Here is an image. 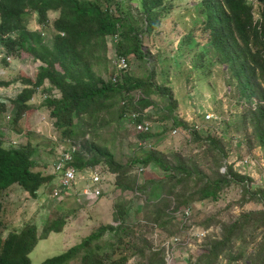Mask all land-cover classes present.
Masks as SVG:
<instances>
[{"label":"rangeland","instance_id":"obj_1","mask_svg":"<svg viewBox=\"0 0 264 264\" xmlns=\"http://www.w3.org/2000/svg\"><path fill=\"white\" fill-rule=\"evenodd\" d=\"M248 1L254 5L257 18L261 10L259 0ZM117 2L122 13L137 26L145 51L144 59L132 55L128 71L125 73L118 70L119 76L124 73L139 78L151 76L153 83L167 89L165 93L160 91L150 96L156 104L145 111L152 123V132L148 135L151 148L139 145L144 139H138L137 130L128 116L118 117L124 96L113 99L115 106L111 111H102V120L96 125L81 126L77 129L75 138L64 136L54 125L50 109L45 103L46 97L53 92L48 80L37 89L30 101L36 110L16 123L17 110L13 100L26 86L24 76L32 77L33 80L36 78L40 62L26 52L21 51L17 56L8 53L5 43L0 41V79L11 81L9 86L0 87V101L5 104L4 110L0 111V137L6 147H19L30 141L36 147L34 158L37 164L34 170L54 175L50 183L42 186L38 196L30 194L19 184L4 191L1 214L3 235L20 231L27 225H35L41 235L45 226L52 224L54 220L65 221L61 232H50L30 253L34 264H40L46 258L79 244L108 224L114 227L126 226L131 233L122 234L120 238L115 232L108 230L94 242L93 248L100 252H113V257L126 255L129 257L126 264H160L162 257L165 264H196L205 251L207 239L213 235H222V223L237 219L243 212L264 209V199L260 198V194L256 196V191H264V146L255 143L251 147L248 134L252 133V127L241 129L232 122L235 104L241 100L250 104L240 98L236 81L228 66L217 62L208 35L200 25L204 18L198 13L201 0H164L160 8L163 14L155 30L150 33L143 31L146 26L142 16L143 0ZM58 15V12L50 11L43 26L34 13L29 18L28 28L32 31L42 30L44 43L50 44L56 33L53 23ZM11 37L18 36L13 33ZM112 38L109 39L110 60L114 59V42L119 41V37ZM112 64L113 60L108 70L101 73L105 79L109 80L114 76L115 68ZM145 95L142 90L135 89L127 97L136 96L135 100H138ZM172 113L189 123L188 125L204 124L207 120L203 118L207 113L222 116L223 121L218 131L214 129L217 145L208 139L209 134L214 136L213 132L205 129L190 137L183 133L174 134ZM90 142L111 151L116 161L127 169H123L127 173L122 174V180H131L134 186L128 189L118 186V174L110 170L109 164L102 157L95 165L79 168L76 183L62 196L54 195L53 189L58 183L54 165L60 153L75 145L77 152L90 158L97 152L90 147ZM152 148L161 152L171 165L182 163L189 168L197 167L210 177H216L217 165L221 166L219 172L223 173V167L227 168L224 162L228 161V165L238 163L234 167L250 176L251 190L247 192L242 184L232 182L221 190L217 198L208 197L190 202L192 213L189 216L183 212L175 215L174 208L187 205H180L179 199L174 194L169 195L167 191L175 183V180L166 178L172 172L155 164L142 172L137 171L143 164L138 158L148 150H153ZM227 154L228 157L224 159ZM96 170L106 179L99 185L101 194L90 198L84 194V189L90 185L91 174ZM164 179H168L166 190L159 199L152 197V184ZM195 181L193 179L191 185ZM178 188H183V185ZM125 206L128 213L122 223L118 216L121 207ZM198 233L203 235L198 236ZM256 233L258 241L262 230L257 229ZM174 237H178L180 243L172 244L171 239ZM257 241L240 247L244 242L238 239L234 249H244L248 255ZM158 249L162 251V257L154 256L153 251ZM81 256L82 253L68 264H82ZM247 261H250L248 256H243L235 263L246 264ZM217 264L228 262L226 258L220 257Z\"/></svg>","mask_w":264,"mask_h":264},{"label":"trees","instance_id":"obj_2","mask_svg":"<svg viewBox=\"0 0 264 264\" xmlns=\"http://www.w3.org/2000/svg\"><path fill=\"white\" fill-rule=\"evenodd\" d=\"M163 2L164 0H143L142 16L146 22L144 32L155 30L163 14L160 10ZM259 2L261 10L257 14L258 18H255L254 5L248 0H201L198 9V13L204 17L199 20L201 28L208 35L217 62L228 66L236 81L240 98L250 104L239 100L240 103L235 104L232 109L235 113L232 122L241 129L252 127V133L248 134L251 147L255 146V143L264 146V0ZM50 11H56L59 15L53 23L56 33L51 43L45 44L42 30H30L28 21L30 16L36 13L39 23L45 26ZM13 33L18 37H11ZM114 36H118L119 41L114 42L113 58L123 55L129 65L132 55L144 59L143 38L137 26L122 13L117 0H0V41L5 43L8 53L17 56L21 51L26 52L40 62L36 78L33 80L32 77L24 76L26 86L13 100L17 110L15 122L36 110L30 101L37 89L47 80L53 92L46 97V106L50 109L54 125L64 136L70 138L77 137V129L81 126L96 125L100 122L102 111H111L115 106L113 99L116 97L124 96L120 112L117 113L118 117L122 118H126L132 111L143 112L148 107L155 106L156 103H153L150 96L160 91L165 93L167 89L153 83L151 76L139 78L125 74L127 70L125 75H120L117 81H114L112 77L108 80L101 74L108 70L113 60L109 59L108 52L111 46L110 38ZM10 84L11 81L0 79V87ZM135 89L145 92V97L138 100H135L136 96L127 97V94ZM4 108V102L0 101V111ZM172 116L174 128L183 130L188 127L189 123L182 118L174 113ZM214 122L205 130L213 132L214 136L209 134L208 139L217 145L218 140L215 139L214 133L217 129L212 126ZM137 134L138 139H149L150 133L137 130ZM90 144V147L97 151L95 155L85 158L75 150L73 164L78 169H84L99 163L103 157L110 170L118 174L116 184L123 189L132 188L133 181L122 180V174L127 173V169L116 161L114 154L93 142ZM35 153L36 147L30 141L19 147H6L0 137V264H34L30 253L38 242L47 238L50 232H61L65 223L64 219H56L52 224L45 226L41 235L35 225H27L20 231L3 235L1 214L4 191L14 184H19L30 194L38 196L42 186L54 179V175L34 170L37 164ZM227 157L228 154L224 159ZM138 161L143 162L140 167L144 169L155 164L172 172L166 178L175 180V183L167 191L169 195L174 194L179 199L180 205H187L174 208L175 215L191 207L189 203L193 200L217 198L221 190L232 182L242 184L247 192L251 190L250 176L238 171L234 164L228 165L224 174L219 172L221 166L217 165L216 177H210L200 172L197 167L189 168L182 163L171 165L164 155L155 149L148 150ZM137 171L139 172V168ZM191 179H196L194 185H191ZM167 181L164 179L152 184V197H161L166 190ZM181 185L183 188H178ZM258 194L264 199V191H256V196ZM127 213V206L121 207L118 218L122 223ZM222 225L221 236L207 237L205 251L199 256L196 264H217L220 257L226 258L228 264H238L235 263L236 260L243 256H248L250 260L246 264H264V209L243 212L237 219ZM257 229L262 230L258 241ZM108 230H112L120 238L122 234L131 233L129 228L123 225L102 226L79 244L46 258L40 264H68L81 253L82 264H126L129 260L126 255L113 257V252H100L93 248L94 242ZM238 239L244 242L240 247L246 243H257L247 255L244 249H234ZM153 252L155 257H162L160 249ZM160 264H165L163 257L160 258Z\"/></svg>","mask_w":264,"mask_h":264},{"label":"built area","instance_id":"obj_3","mask_svg":"<svg viewBox=\"0 0 264 264\" xmlns=\"http://www.w3.org/2000/svg\"><path fill=\"white\" fill-rule=\"evenodd\" d=\"M258 18V17H257ZM118 36H115L117 39ZM113 67L115 68V73L113 76V80L117 81L119 78V71L125 72L129 69V62L127 58L123 55H119L118 57L113 59ZM219 114L215 113H207L205 115V120H207L204 124H190L186 129H181L179 127H175L173 130L174 134L183 133L185 136L190 137L193 133H195L197 130L200 131L202 129H206L209 127L213 121L214 125H212L215 129L219 128V125L222 121V116H218ZM127 117V116H126ZM129 120L135 128L142 132V133H151L152 132V123L149 119L148 112H140V111H132L129 115ZM148 139H144L139 143L140 146H143L144 148H151L152 144L150 143ZM76 146L73 145L71 148H67L64 151H62L55 162L54 169L55 173L58 175V183L53 189V193L56 196H62L66 190L70 189L77 181V175L79 172V169L73 164L74 161V152L76 150ZM247 161V160H246ZM238 163H235L234 166H236ZM224 165H227V168L223 167V171L226 172L228 169V161L224 162ZM236 168V167H235ZM144 171L143 167H139V172ZM106 177L104 175H101V173L96 170V172H93L90 177V185H88L84 189V194H86L90 198L98 197L101 194V188L99 185H102ZM91 187H94L93 189ZM186 216H189L192 213V208L188 207L183 212ZM203 233H198V236H202ZM172 244H178L180 243L178 237H174L171 239ZM175 241V242H174ZM177 241V242H176ZM169 244V242H168Z\"/></svg>","mask_w":264,"mask_h":264}]
</instances>
